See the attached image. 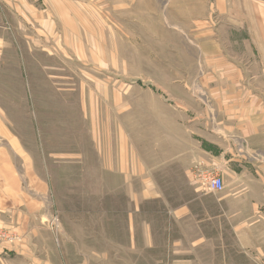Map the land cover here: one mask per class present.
Segmentation results:
<instances>
[{
    "label": "rangeland",
    "instance_id": "374dc122",
    "mask_svg": "<svg viewBox=\"0 0 264 264\" xmlns=\"http://www.w3.org/2000/svg\"><path fill=\"white\" fill-rule=\"evenodd\" d=\"M83 5L82 40L64 39L55 26L47 39L3 43L0 119L18 139L11 163L34 211L28 234L17 209L0 212V264H58L61 249L71 264H162L172 239L199 237L191 223L179 232L170 209L212 217L219 195L235 191L216 139L207 160L198 136L215 131L199 85L200 37L215 35L224 15L214 0ZM201 172L223 178V190L202 188ZM230 214L221 232L217 221L207 225L209 241L197 253L211 264L237 258Z\"/></svg>",
    "mask_w": 264,
    "mask_h": 264
},
{
    "label": "crops",
    "instance_id": "0c3cea01",
    "mask_svg": "<svg viewBox=\"0 0 264 264\" xmlns=\"http://www.w3.org/2000/svg\"><path fill=\"white\" fill-rule=\"evenodd\" d=\"M83 1L0 0V55L5 41L47 39V33L55 34L52 31L55 26L64 39L66 34L73 33L77 34L73 40H82L78 27L86 21L88 9ZM214 4L224 15L216 23V36L208 32L200 37L206 80L199 85L206 94L215 131L203 130L198 136L202 145H206L201 153L207 160L212 155L211 138L216 139L217 162L232 168L235 191L219 195L221 203L212 217L199 218L185 205L170 209V219L179 232L189 231L191 223L199 237L180 244L172 239L170 257L162 264H211L197 253L209 241L207 225L211 220L217 221L221 232V225L230 213L228 222L232 224L237 256L232 264H264V0H214ZM222 30L227 34L222 35ZM15 50L20 54L18 48ZM1 122L0 119V212L10 204L17 209L13 215L20 230L32 233L28 225L33 217L34 199L21 192L10 157L13 153L17 158L20 145L12 130ZM180 153H187V149ZM123 154L125 151L121 150ZM177 158L178 153L173 159ZM61 250L58 264H71ZM26 259L33 263V258ZM80 260L77 257L73 264Z\"/></svg>",
    "mask_w": 264,
    "mask_h": 264
},
{
    "label": "built area",
    "instance_id": "2783aa9c",
    "mask_svg": "<svg viewBox=\"0 0 264 264\" xmlns=\"http://www.w3.org/2000/svg\"><path fill=\"white\" fill-rule=\"evenodd\" d=\"M197 178L202 188H204L208 192L219 193L223 190V180L217 174L201 172V174H199Z\"/></svg>",
    "mask_w": 264,
    "mask_h": 264
}]
</instances>
